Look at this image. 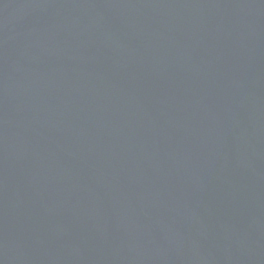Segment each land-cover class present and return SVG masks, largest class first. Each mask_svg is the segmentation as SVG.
Returning <instances> with one entry per match:
<instances>
[{"label": "water", "instance_id": "95a60500", "mask_svg": "<svg viewBox=\"0 0 264 264\" xmlns=\"http://www.w3.org/2000/svg\"><path fill=\"white\" fill-rule=\"evenodd\" d=\"M0 264H264V0H0Z\"/></svg>", "mask_w": 264, "mask_h": 264}]
</instances>
